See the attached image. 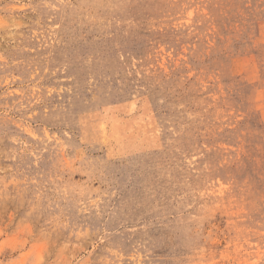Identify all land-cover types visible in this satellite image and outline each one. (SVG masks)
Masks as SVG:
<instances>
[{
    "label": "rangeland",
    "instance_id": "1",
    "mask_svg": "<svg viewBox=\"0 0 264 264\" xmlns=\"http://www.w3.org/2000/svg\"><path fill=\"white\" fill-rule=\"evenodd\" d=\"M0 264H264V0H0Z\"/></svg>",
    "mask_w": 264,
    "mask_h": 264
}]
</instances>
